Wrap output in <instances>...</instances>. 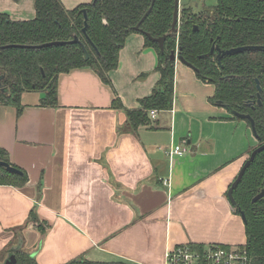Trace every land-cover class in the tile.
Masks as SVG:
<instances>
[{
  "label": "crops",
  "instance_id": "0c3cea01",
  "mask_svg": "<svg viewBox=\"0 0 264 264\" xmlns=\"http://www.w3.org/2000/svg\"><path fill=\"white\" fill-rule=\"evenodd\" d=\"M61 1L73 9L93 0ZM0 12L32 19L35 1L0 0ZM158 61L145 36L131 33L111 84L75 68L59 76L57 107L41 105L40 91L22 94L20 114L0 107V146L29 175L21 187L0 184V258L22 244L39 264H166L184 243L247 242L228 189L259 141L246 119L210 101L215 85L177 59L171 109L134 128L113 105L140 108L161 77ZM178 144L184 153L170 156ZM33 208L45 232L29 221Z\"/></svg>",
  "mask_w": 264,
  "mask_h": 264
},
{
  "label": "trees",
  "instance_id": "16d2710c",
  "mask_svg": "<svg viewBox=\"0 0 264 264\" xmlns=\"http://www.w3.org/2000/svg\"><path fill=\"white\" fill-rule=\"evenodd\" d=\"M34 1L36 16L32 19L14 20L9 13L0 12V107L15 106L20 114L21 97L26 91H40L41 105L57 107L59 76L75 68H92L103 81L111 84L109 73L119 65L120 50L129 35L137 32L145 36L146 46L157 50L156 70L161 77L152 94L140 100V108L127 109L119 98L114 100L116 108L126 111L130 126L150 124L151 109L172 108L175 60L170 54L175 50L195 67L200 79L215 85V93L209 98L212 103L221 100L241 113L251 114L259 144L264 143V0H217L214 6L198 11L183 4L178 33L167 37L163 49L148 33L160 37L170 32L175 0H93L73 9L66 8L61 0ZM84 11L88 15L86 32ZM138 24L140 28L136 29ZM75 36L80 42L37 47L56 40L70 41ZM213 47L215 50L211 52ZM237 47L245 49L220 55L219 50ZM258 80L262 87L261 103ZM233 118L239 117L233 115ZM0 154L3 160L22 171L14 173L0 165V184L25 185L29 181L28 173L13 164L1 146ZM262 190L264 150L256 155L233 191L236 212L244 211L246 215L244 246L251 264H264V195L253 201ZM29 221L41 232L48 227L34 208ZM194 246L204 247L203 244ZM16 257V264H39L28 249L17 250ZM3 260L0 258V262ZM63 264L124 263L96 262L82 257Z\"/></svg>",
  "mask_w": 264,
  "mask_h": 264
},
{
  "label": "water",
  "instance_id": "95a60500",
  "mask_svg": "<svg viewBox=\"0 0 264 264\" xmlns=\"http://www.w3.org/2000/svg\"><path fill=\"white\" fill-rule=\"evenodd\" d=\"M85 12V27H84V32H86V29H87V25H88V15H87V12ZM179 17H180V0H175V9H174V17H173V23H172V27H171V30L169 33H166L160 37H153L151 34L148 33V36L153 39L154 41L158 42L160 44V47L161 49L164 48V45H165V41L167 39L168 36H176L177 33H178V30H179V27H178V23H179ZM140 28V24H138L136 26V29ZM75 43V42H80V39L78 38V36H75L74 39L70 40V41H59V40H56V41H51V42H47V43H44L42 45H37V47H41V46H48V45H52V44H64V43ZM83 48L85 49L84 45H83ZM245 49V47H237V48H232V49H229V50H225V51H221L219 50L220 52V55L222 54H229V53H232V52H238V51H241ZM215 50V47L212 48L211 52H213ZM86 51V49H85ZM86 55L87 57L89 56L88 52L86 51ZM171 58L172 60H181L182 62L188 64L189 66L193 67L195 69V67L188 63L185 58L179 54L177 51L173 50L171 52ZM258 88H259V92H258V101L259 103H261V90H262V87L260 85V82L258 80ZM217 105L221 106V107H224L226 108L230 113H232L233 115L239 117V118H242V119H247L250 121L251 123V128L255 134V136L259 139V135L257 133V129H256V122L254 120V118L251 116V114L249 113H241L235 109H233L231 107V105L221 101V100H218L217 101ZM262 150H264V143L262 144H259L257 145L254 150L251 152V154L249 155V157L247 158V160L245 161V163L243 164L241 170L239 171L237 177L235 178V180L232 182V184L230 185L229 189H228V196H229V199L231 201V203L236 206L237 203H236V200L234 198V195H233V191L234 189L237 187V185L240 183V181L242 180L243 178V175L244 173L246 172V170L248 169V167L250 166V164L252 163V161L255 159L256 155L261 152ZM0 165L6 167L9 171L11 172H14V173H22V171L13 166L12 164H10L9 162L3 160L1 158V154H0ZM264 195V190H262L260 193H258L254 198H253V201H256L257 199L261 198L262 196ZM241 215H242V218L243 220L245 221L246 220V215L244 213V211H241ZM22 248V244L18 245V246H13L9 249L8 251V254L7 256L4 258V260L2 262H0V264H16L17 263V257H16V251L21 249ZM33 255L35 256V253H33Z\"/></svg>",
  "mask_w": 264,
  "mask_h": 264
},
{
  "label": "built area",
  "instance_id": "2783aa9c",
  "mask_svg": "<svg viewBox=\"0 0 264 264\" xmlns=\"http://www.w3.org/2000/svg\"><path fill=\"white\" fill-rule=\"evenodd\" d=\"M157 115L158 109L150 110L152 119H155ZM183 143H186L185 139ZM167 153L170 156L182 155L183 144L172 146ZM167 183L168 180L165 181V184ZM166 264H251V258L244 245L214 243L203 248H196L191 243H184L168 250Z\"/></svg>",
  "mask_w": 264,
  "mask_h": 264
},
{
  "label": "rangeland",
  "instance_id": "374dc122",
  "mask_svg": "<svg viewBox=\"0 0 264 264\" xmlns=\"http://www.w3.org/2000/svg\"><path fill=\"white\" fill-rule=\"evenodd\" d=\"M181 3L190 5L195 11H198L204 7L214 6L217 3V0H181Z\"/></svg>",
  "mask_w": 264,
  "mask_h": 264
}]
</instances>
